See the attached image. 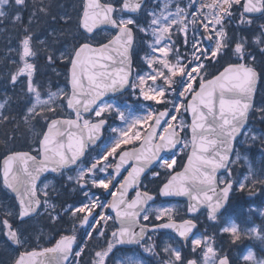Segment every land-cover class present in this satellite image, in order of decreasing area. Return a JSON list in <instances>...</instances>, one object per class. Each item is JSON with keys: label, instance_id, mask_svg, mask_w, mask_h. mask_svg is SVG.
Listing matches in <instances>:
<instances>
[{"label": "snow or ice", "instance_id": "1", "mask_svg": "<svg viewBox=\"0 0 264 264\" xmlns=\"http://www.w3.org/2000/svg\"><path fill=\"white\" fill-rule=\"evenodd\" d=\"M0 130V264H264V0H0Z\"/></svg>", "mask_w": 264, "mask_h": 264}, {"label": "rangeland", "instance_id": "2", "mask_svg": "<svg viewBox=\"0 0 264 264\" xmlns=\"http://www.w3.org/2000/svg\"><path fill=\"white\" fill-rule=\"evenodd\" d=\"M117 124H119V122H117ZM257 128H259V126H257ZM261 156V153L259 151L258 147H254L252 152L250 153V158L252 159L253 163L256 164L257 163V158ZM182 205V203H181Z\"/></svg>", "mask_w": 264, "mask_h": 264}, {"label": "trees", "instance_id": "3", "mask_svg": "<svg viewBox=\"0 0 264 264\" xmlns=\"http://www.w3.org/2000/svg\"><path fill=\"white\" fill-rule=\"evenodd\" d=\"M0 131H2V130H0ZM263 195H264V194H263ZM240 200H241V201L238 202V203H241L240 205L242 206V208H246V207L248 206L247 203L244 202V200H243L242 197L240 198ZM242 201H243V202H242ZM257 205L262 206L261 203H258ZM237 211L240 212V210H237Z\"/></svg>", "mask_w": 264, "mask_h": 264}, {"label": "flooded vegetation", "instance_id": "4", "mask_svg": "<svg viewBox=\"0 0 264 264\" xmlns=\"http://www.w3.org/2000/svg\"><path fill=\"white\" fill-rule=\"evenodd\" d=\"M6 258H7V253L0 252V261H3Z\"/></svg>", "mask_w": 264, "mask_h": 264}, {"label": "water", "instance_id": "5", "mask_svg": "<svg viewBox=\"0 0 264 264\" xmlns=\"http://www.w3.org/2000/svg\"><path fill=\"white\" fill-rule=\"evenodd\" d=\"M180 201H183L182 199Z\"/></svg>", "mask_w": 264, "mask_h": 264}]
</instances>
